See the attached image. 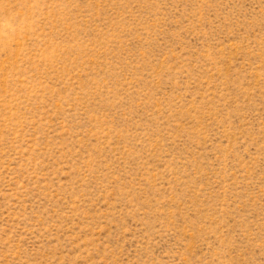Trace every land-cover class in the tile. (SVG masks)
Wrapping results in <instances>:
<instances>
[{"label": "rangeland", "instance_id": "obj_1", "mask_svg": "<svg viewBox=\"0 0 264 264\" xmlns=\"http://www.w3.org/2000/svg\"><path fill=\"white\" fill-rule=\"evenodd\" d=\"M0 264H264V0H0Z\"/></svg>", "mask_w": 264, "mask_h": 264}]
</instances>
